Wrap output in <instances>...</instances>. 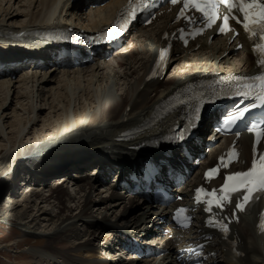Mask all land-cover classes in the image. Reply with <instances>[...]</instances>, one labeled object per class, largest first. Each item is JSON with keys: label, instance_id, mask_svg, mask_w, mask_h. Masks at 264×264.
Listing matches in <instances>:
<instances>
[{"label": "bare ground", "instance_id": "1", "mask_svg": "<svg viewBox=\"0 0 264 264\" xmlns=\"http://www.w3.org/2000/svg\"><path fill=\"white\" fill-rule=\"evenodd\" d=\"M12 1L0 0V37L7 35L10 38L11 46L4 50L9 54L37 50L39 46L37 35L41 32L42 35H45L49 31L66 26L95 31L99 28L98 23L112 15L118 6L117 1L109 3L104 10L92 11L91 16L93 17L89 18L87 17L90 16L89 14L85 15L82 12L85 8L84 0L75 4L68 0L66 5L63 4L64 0H23L28 10L25 14L18 12L26 9L19 6L20 2L16 4V8L12 9L10 6ZM21 17L27 18V21L18 24L17 22L21 23L18 21V18ZM85 22L88 23L85 24ZM89 22L97 24L92 25ZM169 22V16H164L160 23L148 28L149 30H139L131 40V45L115 53L109 62L95 63L85 71L73 70L69 72L50 69L46 74H42L36 70L31 75L24 72L16 80L12 79V72H9L8 75L0 78V98L3 97L0 99V184L7 180V186H10V190L7 188V194L11 197L8 198L9 200H14L16 194L22 193L23 196L20 197L22 205L26 207L30 203L37 204L40 201V194L34 191H44L50 186H44L49 183L41 186V178L44 175L38 171L40 170V160H45L46 165L44 164L43 169L48 170L49 166L61 161L62 156L57 158L60 155L69 153L74 155L77 152L75 150L65 151L73 144L81 143L83 148L79 152L86 150L106 157L99 151L100 144L105 143L110 148L104 151H110L115 158L124 163L127 162L128 159L135 156L138 150L142 151L153 147V143L158 144L163 140L167 129L177 120L175 115H168L157 120L158 110L170 98V94L176 87L191 80L203 78V73H237L251 69L252 58L246 46H243L241 52L235 53V45L228 46V43L223 39H218L211 47H208L206 42L199 43L200 49L193 55H190L188 50L179 52V58L173 59L171 63V65L181 66L178 70L176 69L177 71L170 77L167 72L161 83L158 81L146 83L147 71L155 51L163 45L160 38ZM2 46L5 49V45ZM53 86L56 88H52ZM56 90L58 94L55 95ZM47 95H49L48 98ZM7 102L8 105H6ZM77 106L80 108L76 109ZM45 109L48 111L47 114L52 117L50 121L48 119L45 123H41L39 129H36L37 124L40 123L38 119ZM8 120H10L9 132L6 131V122H4ZM43 135L44 137H42ZM238 144L241 161H245L248 156V138L243 137ZM28 156L35 157L36 170L30 169L29 166L25 169L22 164L20 165L24 159V162H28L27 160L31 158H27ZM211 156H214L213 151L209 152L208 160ZM52 157L57 159L50 162ZM112 159L113 164H117L116 160ZM20 169L30 173L32 180H27L25 174L22 176L24 183L21 184L23 185H17V182L12 179V175L14 176ZM104 169L102 168L103 172ZM79 170L82 169L77 167L76 171ZM84 183L86 186L82 185ZM95 183L90 176L80 177L76 182L77 187L80 188L75 191V197L69 198L66 188H63L64 183L55 186L62 188H57L54 193H60L61 196L67 195L66 202L68 204L74 203V199H77L75 200L77 206L73 210L71 209L72 205L71 208L66 207L64 212H59L57 215L47 214L50 215L49 221L52 222L55 219L51 223L53 228L50 229V232L45 233V235H51L50 240L53 239V236L55 239H59L61 234L68 237L67 239L65 237L67 241L75 240L76 242L82 239L74 245L75 249L80 248L81 254L86 253L93 257H90L92 263H88V260H85V263L76 260L81 264H104L106 261L103 259L102 262V254L97 253L104 240L98 231L95 232L96 238L94 239L93 227L96 228L95 224L98 220L112 221L115 218V223L122 218L129 222L141 220L137 218V213H134L132 209L117 202L115 199L117 197L114 195L107 196V194L99 193ZM52 185L54 187V183ZM17 186H19V190H16ZM87 186L88 188H86ZM97 193L102 198L98 205L96 204L99 200L97 203H95L96 201L90 202V197ZM28 195L29 198H27ZM82 198L83 206L81 207ZM134 198L139 202L137 197ZM50 199L46 201L49 202ZM20 201H13L7 207L0 206V222L12 217L8 213L18 210L22 206L18 205ZM93 205L94 208H92ZM90 208L92 210L88 213ZM74 211L75 215L70 214ZM97 215H103V217L97 218ZM25 218L15 216L14 219L19 222V225L28 224L27 227L24 226L26 231L35 229L37 223L33 224L32 219L26 223L23 221ZM248 220L246 219V221ZM80 222L84 224L80 225L82 227H77L76 225ZM20 228L22 229V227ZM106 228L109 230L108 226L103 224L101 230L104 231ZM112 228L113 225H110V229ZM166 229L167 227L162 230ZM144 230L146 229L142 228L140 231ZM79 231H82L83 234L81 235ZM249 232L253 234L251 228H249ZM150 234L156 236L153 238L156 239V242L154 244L151 242V247H155L157 250L163 247V250L154 253L155 256L151 258L141 261L143 264H168L167 259H171L169 255L172 253L173 240H170L169 236L163 240L159 235L157 236L154 230ZM261 242L264 243V239H261ZM36 251L32 250V254H37L39 264H43L42 260L45 259L47 252L44 249ZM50 255L51 259H54L50 260L49 264H56L58 262L56 259H62V263L70 264L71 258L73 260L77 258L74 255L68 256L67 253L59 254L60 257L53 252ZM246 259H248V264H264V244L261 247L253 246ZM114 261L119 264L141 262L135 259L127 261L123 257H115ZM46 263L47 261L44 264Z\"/></svg>", "mask_w": 264, "mask_h": 264}, {"label": "snow or ice", "instance_id": "2", "mask_svg": "<svg viewBox=\"0 0 264 264\" xmlns=\"http://www.w3.org/2000/svg\"><path fill=\"white\" fill-rule=\"evenodd\" d=\"M171 2L175 4L178 0H171ZM183 4L185 9L191 7L197 12L202 13L209 27L221 18L219 7L221 5L226 6L230 15L222 16L223 24L219 28L220 32L232 30L229 26V19L231 18L236 23L241 24L246 36L254 43L253 52L258 56L257 65L260 72L258 75L251 77L252 83L245 85V90L238 94L244 96L253 95L256 103L243 109L238 108L236 112L230 113L225 119V124H231L241 119L249 111L250 107L255 108L258 105L264 107V0H183ZM149 6V0H128L125 23L134 19L138 11H143ZM233 8H236L242 14V19L233 14ZM183 11L184 9H181V15ZM199 114L200 107L197 106L194 114L195 120H199ZM190 127H195V124H191ZM256 128H260L261 130L258 136L264 135V119L251 123L248 130L253 131ZM184 131H188V129H184ZM183 138L184 133L182 131L179 139ZM216 171L217 169H211L206 175L211 176ZM219 192L222 195L217 196V190L207 193L203 189H197V201L200 202L201 193H204L205 197H211V199L206 200L208 207L205 208V211H210L213 204L221 207L222 202L229 201L233 193H240L242 202L237 203L236 208L245 211V206L249 204L250 199H255L253 193H264V154H260L257 159L254 147V158L251 167L247 171L235 172L226 176ZM186 211V209H178L177 216L179 217L181 213H185ZM185 218L187 219V217ZM260 227L264 230V217H262ZM221 229L227 232L226 225H221Z\"/></svg>", "mask_w": 264, "mask_h": 264}, {"label": "rangeland", "instance_id": "3", "mask_svg": "<svg viewBox=\"0 0 264 264\" xmlns=\"http://www.w3.org/2000/svg\"><path fill=\"white\" fill-rule=\"evenodd\" d=\"M17 1L18 2H15L13 0L10 3V6H12L11 7L12 9L16 8V4H18L19 2H20L19 6H23L24 8H26V3H24L23 0H20V1L17 0ZM27 11L28 10L26 8L25 10H21L18 12L25 14ZM18 21H21V23L17 22L18 24H23L24 22L27 21V18L21 17V18H18ZM135 34H136V32L133 33L132 35H130V37L127 40L126 45L129 44V42L133 39V35H135ZM180 67L181 66H178L176 64L172 65L170 68L168 77H170ZM52 88H56V87L53 86ZM56 94H58L57 90L55 91V95ZM48 96L49 95H47V98H48ZM2 98L3 97H1L0 99H2ZM48 102H50V100H48ZM6 105H8V102L6 103ZM37 108H39V107H37ZM42 108H44V107H42ZM79 108L80 107H78V106L76 107V109H79ZM47 113H48V111H46V109L42 111V114L40 115V118L38 119V121H40V123L37 124L36 129H39L41 127V123L42 124L45 123V121H47L48 119L50 121L52 115H49ZM7 117H9V116H7ZM4 122H6L5 123L6 127H7L6 131L9 132L10 129H8V125L10 123V120L4 121ZM42 137H44V135ZM82 148H83V146L81 145V143H77V144H73L72 146H70V148H67L65 151L66 152L68 150L80 151ZM70 154H72V153L62 154V155H60V157H57V158H61V156L65 157V156L70 155ZM57 158H53L52 160H50V162H54ZM48 159H50V158H48ZM24 160H23V162H24ZM27 161L28 162L20 163V165L22 164L23 168L28 166L27 163L30 164V161L29 160H27ZM30 180H32V178ZM8 181L10 182V179ZM57 182L58 181L54 182V184ZM5 183L8 184L7 180L5 182H3L2 184H0V206L4 205L5 207H7V206L11 205V203L13 201L14 202L20 201L21 200L20 197L23 195H22V193L18 194V195L16 194V196H14L15 197L14 200H9L8 198L10 196L7 194V191L5 190V193H4L3 189H2V187L4 186ZM57 188H62V187H52L50 185V187L44 191H38V190L34 191V192H38V194H40V196H39L40 201H38L37 204L30 203L29 205H27L25 207L24 205H22V203L20 201V203L18 205L19 206L22 205V206L18 208L19 211L15 210V211L9 212L8 213L9 216H12V217H10L9 220L5 219L4 221L0 222V264H39V262H38L39 259H37V254L36 255L32 254L37 249L38 250L44 249V251L47 252V253H45V259L42 260L43 264L46 261H47L46 264H49L48 262H50V260L54 259V258L51 259L50 253H52V252L58 257H60L61 254H66V253L68 256H72V255L76 256L77 257L76 259H74V260L72 258L70 259V264H81L78 261L85 263V260H88V263L90 262V259L93 256L88 255L86 253L81 254L79 247H78L79 249H75L76 246H74V245L77 242L82 241V239L77 240L76 242H75V240L67 241V240H65L66 235L61 234L63 236L59 235V237H60L59 239L58 238L55 239V236H53V239L50 240L51 235H49V234L45 235L46 232H50V229L53 228L51 223H53V221H55V219H53L52 222L49 221L50 215H57L59 212H64L65 208L66 207L71 208V205H72V208H71L72 210L75 209V207L77 206V201L75 203V200H77V199H74V203L68 204L66 202L67 195L61 196L60 193H54V191ZM63 188H66V190H67V192L69 194L68 198L69 197H75V192H74V194H72L68 191L67 187H63ZM27 198H29V195ZM50 198H52V199H50ZM47 199H50V201L49 202L46 201ZM101 199L102 198L100 197L99 193H97V195L93 194L90 197V202L93 203L94 201H96L95 203H97V200H99L98 203L96 204V205H98V204H100ZM53 201H54V203H53ZM40 202H42V203L39 205ZM57 203H58V205H57ZM94 205L92 206V208H94ZM80 206L81 207L83 206V198L80 201ZM92 208H90L88 213L91 212ZM43 211H44V213H43ZM22 213H24V215H22ZM48 213L50 215H47ZM88 213H86V214H88ZM70 214L75 215V211L70 212ZM14 215L17 217L22 216V218L26 217L23 220L26 223H29L32 219L33 224H34V222L37 223V226H35L36 228L29 230V231L24 230L25 229L24 226L27 227L28 224H26V225L20 224L19 225V222H17V220L14 219L15 218ZM27 215H29V216H27ZM81 223L82 222L78 223L76 226L80 227ZM20 227H22V229ZM79 233L81 235L83 234L82 231H79ZM67 238L68 237H66V239ZM32 250H33V252H32ZM56 260H58V262L56 264H58V263L59 264H65V263H62V259H56ZM76 260H78L77 261L78 263L76 262ZM50 264H53V263H50ZM138 264H143V262L141 261Z\"/></svg>", "mask_w": 264, "mask_h": 264}]
</instances>
